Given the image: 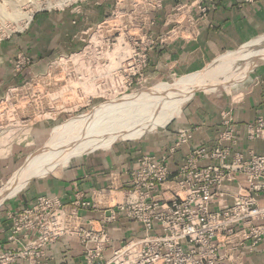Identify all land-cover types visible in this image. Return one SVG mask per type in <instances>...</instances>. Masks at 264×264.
<instances>
[{"label":"rangeland","instance_id":"374dc122","mask_svg":"<svg viewBox=\"0 0 264 264\" xmlns=\"http://www.w3.org/2000/svg\"><path fill=\"white\" fill-rule=\"evenodd\" d=\"M7 1L0 5V198L18 174L30 179L20 191L2 197L0 214L34 180L92 152L132 147L167 132L191 134L182 125L187 111L224 98L235 105L250 89L247 81L264 66V37L247 40L211 57L202 68L185 72L152 60L169 41L189 37L217 0ZM40 22L44 26L37 28ZM33 34L40 37L34 41ZM126 98L134 99L123 105ZM175 99L179 112L152 129L153 118ZM112 102L118 104L108 113L152 106L147 124L130 127L133 134L139 133L137 138L126 136L127 127L107 147L72 156L65 167L39 161L54 135L77 117L96 108L100 112L101 104ZM166 116L162 112L160 119ZM118 117L108 118L107 126H121L112 123ZM55 157L58 160L61 153Z\"/></svg>","mask_w":264,"mask_h":264},{"label":"built area","instance_id":"2783aa9c","mask_svg":"<svg viewBox=\"0 0 264 264\" xmlns=\"http://www.w3.org/2000/svg\"><path fill=\"white\" fill-rule=\"evenodd\" d=\"M220 135L234 146L238 132L230 120ZM232 124V125H231ZM246 139L264 143V120L247 125ZM191 139L182 131L169 154ZM232 147L189 149L172 174L168 157L143 155L128 173L121 197L100 192L107 215L84 226L88 201L63 204L58 197L39 196L26 209L9 215L12 234L35 233L23 251L5 250L0 264H43L42 251L60 237L78 243L82 264H238L242 252L264 236V152L247 154ZM206 160L208 164L201 166ZM126 219L141 229L105 259L107 225ZM144 233H141V231Z\"/></svg>","mask_w":264,"mask_h":264},{"label":"crops","instance_id":"0c3cea01","mask_svg":"<svg viewBox=\"0 0 264 264\" xmlns=\"http://www.w3.org/2000/svg\"><path fill=\"white\" fill-rule=\"evenodd\" d=\"M195 24L189 37L180 36L169 41L155 51L152 60L157 63L159 59L158 65H171V69L185 72L202 68L211 57L230 51L247 40L264 37V0H217L215 6ZM41 26L44 25L40 22L37 28ZM39 37L33 34L34 41ZM248 82L251 84L250 89L235 105H231V99L229 102L224 98L216 102L210 101L208 107H195L187 111L182 125L184 130L191 132V139L180 145L172 155L168 151L178 139V134L170 135L167 132L164 137L149 136L132 147L114 146L92 152L73 160L65 168L34 180L0 214V253L5 250L20 252L30 245L35 233L27 236L23 232L12 234L9 215L26 209L39 196L58 197L63 204L76 200L88 201L94 205L95 210H82L79 213L81 223L88 226L90 221L101 220L107 215L108 202L100 197V192L121 194V188L127 186L128 173L137 167L138 159L143 155L168 157L171 173L174 174L189 149L194 147L203 146L210 151L216 147L228 146L245 154L250 151L263 153L264 143L258 139L248 140L245 134L247 125L259 118L264 120V66L257 68ZM224 109L228 111L223 113ZM226 120H230L238 132V141L234 146L229 141L220 139L221 133L229 125ZM177 131L179 130H175ZM208 162L203 160L200 165ZM106 227L109 243L103 252L105 259L110 257L112 250L141 229L136 223L126 219ZM39 261L43 264H82V249L78 243L60 237L42 251ZM224 263L231 264L228 259ZM17 264L27 263L20 260ZM238 264H264V236L253 249L242 252Z\"/></svg>","mask_w":264,"mask_h":264},{"label":"bare ground","instance_id":"6f19581e","mask_svg":"<svg viewBox=\"0 0 264 264\" xmlns=\"http://www.w3.org/2000/svg\"><path fill=\"white\" fill-rule=\"evenodd\" d=\"M7 2V0H0L1 8L5 4L8 5ZM24 18L29 21L31 16L26 15ZM95 77L99 78L100 74L95 75ZM90 79L91 78H89V80ZM93 79L91 80L93 81ZM82 80L83 83L88 82V80L86 79L82 78ZM130 99L132 100L134 98H126V100L122 102L123 105L126 102L131 101ZM175 101L176 99L172 104L167 105L164 110H162L158 115L155 116V118H153V120L150 122L152 129L156 126H163L171 114L179 112L180 108L177 107V102ZM117 104L118 103L114 102L103 103L101 104V107L99 109L100 112L98 111V108H96V112L83 114L82 117H77L74 120V124H71L69 128H65L67 130L59 131L51 138L48 143L46 152L43 153L44 155L39 161H42L43 163L48 162L52 167H65L68 163L67 161L72 156H77L96 148L107 147V145H109L116 138V135H119L122 131L126 130L127 127L128 132L126 136L137 138L139 133L133 134L132 128L130 127L141 125L145 122L147 124L148 120L151 119L148 114V110L152 106L148 105L147 103L146 105H141L139 108H136V106L126 107L125 109H120L119 111L108 113L107 109H112ZM162 112L167 116L160 119V115ZM117 116H119L118 118L120 121L114 120L112 123L120 122L119 124L121 126H107V124L109 123L107 122V119L110 117L115 118ZM125 116L127 118L123 119V117ZM122 122L123 124H121ZM57 153H61V157L58 160L54 159L56 158L55 156ZM29 179L30 178L28 176H25L23 173L18 174L5 188L4 192L2 193V197L4 198L12 193H15L16 191H20L28 184ZM2 197L0 198V201L2 200Z\"/></svg>","mask_w":264,"mask_h":264}]
</instances>
